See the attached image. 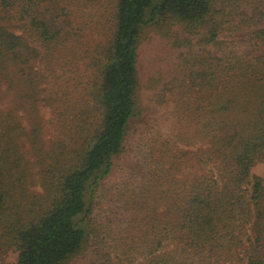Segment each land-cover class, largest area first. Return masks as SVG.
Wrapping results in <instances>:
<instances>
[{"label": "trees", "instance_id": "16d2710c", "mask_svg": "<svg viewBox=\"0 0 264 264\" xmlns=\"http://www.w3.org/2000/svg\"><path fill=\"white\" fill-rule=\"evenodd\" d=\"M148 27L177 93L144 152ZM7 97L0 264H264V0H0Z\"/></svg>", "mask_w": 264, "mask_h": 264}, {"label": "rangeland", "instance_id": "374dc122", "mask_svg": "<svg viewBox=\"0 0 264 264\" xmlns=\"http://www.w3.org/2000/svg\"><path fill=\"white\" fill-rule=\"evenodd\" d=\"M94 38H96L95 40H104V32L100 31L99 33L91 35L89 40ZM161 48L162 45L159 42L158 33L154 30V27H148L140 45V59L138 65L139 75L143 81L139 91V104L140 108H148L147 111L143 112V115L137 119L138 121L143 120L144 122V127H139L142 130L137 134L142 139L140 148L144 152L146 150L150 151L151 147L155 150V148L158 147V140H161L162 138H165L175 132L174 126L172 125L174 118H172L171 112L175 107L172 98L175 96L174 93H177V90L175 89L171 92L169 91V93L163 92V89H167L170 83L169 82L166 88H164L168 82L166 79L168 77L166 76L164 81L165 85H159L158 87H152L151 85L155 82V79L158 76L163 77L166 73L165 70H160L161 67L164 69L167 64L165 60L162 61V55L165 53V50H162ZM9 99L10 98L8 97L1 99L0 105L7 106L10 104ZM17 112L21 115L24 114L23 109L20 107ZM23 117L25 121L26 117L24 115ZM40 117L42 119L43 137L48 140L53 137V128L50 124H48V121L52 117L50 109L46 106H42L40 108ZM25 150H27V144L25 145ZM251 173L261 177L264 184V162L256 163L252 167ZM116 181L119 183L122 182L119 179H116ZM115 186L117 187L118 185ZM32 188L33 190H39L37 186ZM125 234H122V236H125ZM107 242L109 243L110 241L108 240ZM16 258L17 252L15 250H11L7 253L5 261L7 263H14Z\"/></svg>", "mask_w": 264, "mask_h": 264}]
</instances>
